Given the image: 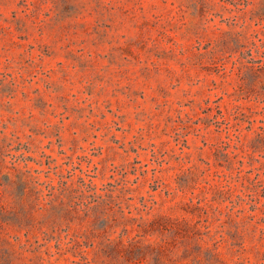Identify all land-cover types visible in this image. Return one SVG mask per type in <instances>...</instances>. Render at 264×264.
<instances>
[{
  "label": "rangeland",
  "instance_id": "rangeland-1",
  "mask_svg": "<svg viewBox=\"0 0 264 264\" xmlns=\"http://www.w3.org/2000/svg\"><path fill=\"white\" fill-rule=\"evenodd\" d=\"M0 264H264V0H0Z\"/></svg>",
  "mask_w": 264,
  "mask_h": 264
}]
</instances>
